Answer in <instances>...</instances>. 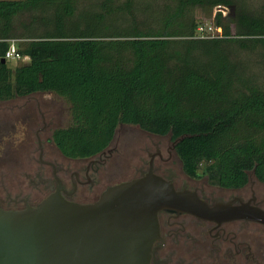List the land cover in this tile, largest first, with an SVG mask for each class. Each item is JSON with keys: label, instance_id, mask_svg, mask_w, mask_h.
Listing matches in <instances>:
<instances>
[{"label": "trees", "instance_id": "trees-1", "mask_svg": "<svg viewBox=\"0 0 264 264\" xmlns=\"http://www.w3.org/2000/svg\"><path fill=\"white\" fill-rule=\"evenodd\" d=\"M82 1L0 0V60L14 39L28 58L13 71L0 63V101L63 98L69 124L50 141L69 159L102 152L119 125H133L172 142L183 137L174 151L189 178L233 189L252 173L264 183V88L227 50L258 52L264 66V18L241 8L232 35L219 12L222 37L203 40L190 12L231 0H169L174 7L155 33L115 24L141 3L147 11L145 1L91 0L94 8L75 18Z\"/></svg>", "mask_w": 264, "mask_h": 264}, {"label": "flooded vegetation", "instance_id": "flooded-vegetation-1", "mask_svg": "<svg viewBox=\"0 0 264 264\" xmlns=\"http://www.w3.org/2000/svg\"><path fill=\"white\" fill-rule=\"evenodd\" d=\"M32 117L35 118L34 115ZM43 125V128L36 130L35 141L27 144V147H21L20 144L17 147L13 144L11 147L4 141L3 134L0 135V182L4 186L13 179L11 177L17 175L21 177L20 180L28 179L33 188L44 184L48 196L58 186L56 177L66 200L90 204L97 201L104 192L99 194L97 187L105 178L123 173V159L136 162L142 153H146L148 157V133L137 126L134 127L145 136L144 139L129 136L126 130L131 131L133 125H119L118 138L116 129L105 150L89 158L69 159L49 142L48 137L41 140L40 134L46 132L45 123ZM152 136L159 141L166 138L169 144L168 155L170 150L174 151V142L170 136ZM153 145L155 153L149 155L153 173L170 182L176 191L194 193L209 208L219 204L232 207L247 205L264 211V183L258 182L252 173L242 187L220 188L209 184L205 178L187 177L180 161H177L180 166L176 168L172 161L161 156L159 144ZM24 161H28L27 169ZM149 162L147 161L146 169L138 170V174L132 179L145 176ZM166 172H171V176H166ZM20 189L24 190V185ZM93 196L94 200L89 203L77 200ZM41 201L35 204L20 197V200L13 202L12 209L36 207ZM0 209L3 210L1 204ZM158 227L159 237L153 243L150 264H264L262 224L245 220L215 222L187 213L161 212L158 214Z\"/></svg>", "mask_w": 264, "mask_h": 264}, {"label": "water", "instance_id": "water-1", "mask_svg": "<svg viewBox=\"0 0 264 264\" xmlns=\"http://www.w3.org/2000/svg\"><path fill=\"white\" fill-rule=\"evenodd\" d=\"M55 180L56 190L36 207L0 209V264H150L161 212L264 225L258 208H209L194 193L176 191L153 173L152 160L145 176L107 188L90 204L66 200Z\"/></svg>", "mask_w": 264, "mask_h": 264}, {"label": "rangeland", "instance_id": "rangeland-1", "mask_svg": "<svg viewBox=\"0 0 264 264\" xmlns=\"http://www.w3.org/2000/svg\"><path fill=\"white\" fill-rule=\"evenodd\" d=\"M125 1L126 0H119L118 3L122 4ZM141 1L148 3L149 7L147 11L144 8V4L141 3L137 6L136 11L124 13L119 16L115 24L120 27H132L138 24V26H140L139 29L155 33L160 27L162 28L163 16L165 15L164 9L171 10L174 7V3L169 0H140V2ZM231 1L232 3L230 6L211 7L204 5L196 7L190 12V16L194 17L200 23L199 26L204 30L202 34L197 32L195 38L211 40L222 37V29L215 26V16L219 12L223 18V23L229 25L232 35H234L236 31L234 27V16L241 8L264 18V0ZM92 8H94L93 1H82L77 6L75 18H78L83 10ZM21 18L22 17H19L17 19L21 20ZM26 18H28L27 15ZM11 43H14L17 49L18 45L22 44V41L14 39ZM227 50L231 59L240 63L247 77L252 79L259 87L264 88V66L260 54L258 52H241L237 50L235 46ZM27 61L28 60L24 58L20 60H7V67L13 71L16 67L27 63ZM33 115L35 118L32 117ZM33 119L35 122H33ZM69 120V106L67 102L53 93H36L26 97H14L7 101H0V135L3 134L4 141L9 143L11 147L13 144H15L13 146L16 147L19 144L21 147H27V144L33 143L35 141V132L39 128H43V123H45L46 132L41 133L40 138L43 141L45 137H48L49 142H51L50 137L52 131L66 127L69 124ZM118 130L119 128L117 127V138L119 133ZM126 132L129 133V136L139 138L140 140L145 137L139 132L137 127L134 126H132L131 131L126 130ZM155 143L159 144L161 156L164 159L166 158L167 161H172L171 163L178 168L180 164L177 161L180 160L175 152L170 150V155L167 154V147L169 144L166 138L159 141L156 137L148 133V157L146 153H142L139 156V160L136 162L123 159V173L105 178L97 187L98 193L105 191L108 187L129 181L138 174V170L146 169L147 161L149 162L150 159L149 155L155 153V147L153 145ZM130 149L133 150L134 148ZM158 160L159 159H157V161ZM24 163L25 169H27V166L29 167L28 161H24ZM165 175L170 177L171 172H166ZM11 178L13 179L8 181V184H5V186L0 182V204L3 205V210H13V202L20 200V197L37 204L48 194L44 184L33 188L31 182L26 178L24 181L20 180L21 177L17 175ZM21 185H24V190L20 189ZM21 191H23V193H21ZM94 198V196L88 198L81 197L77 198V200L82 201V203H89L94 200ZM20 206L23 207L22 204H20Z\"/></svg>", "mask_w": 264, "mask_h": 264}, {"label": "built area", "instance_id": "built-area-1", "mask_svg": "<svg viewBox=\"0 0 264 264\" xmlns=\"http://www.w3.org/2000/svg\"><path fill=\"white\" fill-rule=\"evenodd\" d=\"M197 32L200 33V34H202V32H204V30H203V28L201 26H199ZM210 37H214V36H210ZM3 59L5 61H7V60H13V59L20 60V59H23V57H21L18 54L17 49H16L14 43H11L10 46H9V48H8V50L6 51Z\"/></svg>", "mask_w": 264, "mask_h": 264}, {"label": "crops", "instance_id": "crops-1", "mask_svg": "<svg viewBox=\"0 0 264 264\" xmlns=\"http://www.w3.org/2000/svg\"><path fill=\"white\" fill-rule=\"evenodd\" d=\"M10 44H11V42H10ZM24 59H25V60H28V58H26V57H25ZM26 64H28V61H27V63H25L24 65H26Z\"/></svg>", "mask_w": 264, "mask_h": 264}]
</instances>
